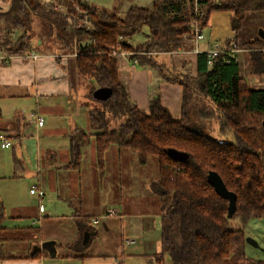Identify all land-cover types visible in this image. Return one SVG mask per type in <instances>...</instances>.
<instances>
[{
  "label": "trees",
  "instance_id": "16d2710c",
  "mask_svg": "<svg viewBox=\"0 0 264 264\" xmlns=\"http://www.w3.org/2000/svg\"><path fill=\"white\" fill-rule=\"evenodd\" d=\"M70 1L75 8L69 16L44 8L39 0H11L9 10L0 14V51L8 57L77 54L76 74L90 84L87 96L100 108L88 112L91 133L76 130L70 135L68 166L79 169L91 140L100 171L111 147L135 154L141 166L157 161L158 183L153 188L160 199L158 263L167 258L170 264H264L246 256L245 231L227 226L229 201L215 193L207 178L216 173L236 196L233 217L242 227L264 218V89L250 88L227 55L208 64L206 53L197 54L195 75L189 70L177 73L158 60L160 55L189 50L192 24L203 32L214 12L231 15L235 39L245 14L264 11V0H198L199 16L195 0H151V9L132 6L122 15L84 0ZM69 17L75 28L67 22ZM79 21L85 24L79 26ZM144 29V42L132 45L131 37ZM119 42L138 67L157 69L162 81L182 87L180 118L161 105L158 86L150 92L148 114L130 100L119 79V58L110 55ZM247 47L253 50L251 73L264 74L263 45ZM101 88L111 90L106 101L93 98ZM170 149L188 159L174 161L167 154ZM3 220L0 207V229Z\"/></svg>",
  "mask_w": 264,
  "mask_h": 264
},
{
  "label": "crops",
  "instance_id": "0c3cea01",
  "mask_svg": "<svg viewBox=\"0 0 264 264\" xmlns=\"http://www.w3.org/2000/svg\"><path fill=\"white\" fill-rule=\"evenodd\" d=\"M10 1L0 0V14L9 10ZM43 1H48L47 9L62 15L69 16L74 10L70 0H39L40 4ZM118 1H124L121 7H125L126 0ZM132 6L137 5L126 10ZM114 9L118 13L126 11ZM230 16L226 12H214L209 16L202 32L204 40L197 46L199 51L208 52L215 45L249 48L248 45L259 43L263 45L262 52L264 11L247 12L235 39ZM251 52L236 54L234 61L250 88L264 89V74L251 73ZM126 53L125 58H119L118 75L130 100L148 114L150 92L158 86L161 105L173 118H180L182 87L162 81L157 69L134 65L132 54ZM34 55V58L25 59L8 57L0 51V133L6 134L11 142V148H0V207L4 217L0 229V264H160L157 262L162 250L159 197V210L153 211L132 212L121 202L122 187L137 185L135 171L137 165L141 166L137 156L111 147L105 154L104 170L100 171L91 140L82 151L79 169L72 170L68 166L69 137L76 130L91 133L88 112L93 108L80 105L82 111L77 112L83 115L84 123L73 122L70 106L79 102V96L71 90L70 67L76 74L74 65L66 56ZM158 60L159 64L172 66L177 73L189 70L192 75L196 74L197 55L192 50L160 55ZM74 78L87 83L77 74ZM36 117L43 119L42 126L36 125ZM57 117L70 119L64 129L59 130V135L67 141L59 144L57 140L50 142L34 136L33 154L27 155L24 143L28 134L32 136L31 132L39 131L43 135H54L52 121ZM132 170L133 183L130 180ZM105 171L110 175L118 174L119 201L107 208L103 204L94 207L90 199L101 195L100 183ZM123 175L127 179L126 186L122 182ZM113 178L110 176L108 182ZM157 183L158 178L152 187ZM33 185L44 191L42 199L29 195ZM109 195L113 197L115 193ZM40 204L44 207L43 214L39 212ZM110 209L116 211L115 217L107 216ZM85 233L89 239L83 244ZM126 240H130L129 246L124 245ZM161 264L170 262L163 258Z\"/></svg>",
  "mask_w": 264,
  "mask_h": 264
},
{
  "label": "rangeland",
  "instance_id": "374dc122",
  "mask_svg": "<svg viewBox=\"0 0 264 264\" xmlns=\"http://www.w3.org/2000/svg\"><path fill=\"white\" fill-rule=\"evenodd\" d=\"M87 5L89 6H95L97 8H103L105 10L108 11H112L114 8H117L119 10V8H121V10H126V8H128L131 5H137L139 7H143L146 9H151V0H126L125 2V7H121V4L124 3V1L119 2L118 0H84ZM75 8V7H74ZM123 11H121L119 14L122 15ZM74 19V18H72ZM73 21V20H72ZM85 24L83 22H78L77 25H82ZM34 26H36L34 24ZM72 26V25H71ZM78 26V27H79ZM76 27V26H75ZM34 30V28H33ZM148 34V31L146 29H144L142 31V33L134 35L133 37H131L130 42L132 45H137L140 43H143L144 40L146 39V36ZM192 43V42H191ZM228 43V42H227ZM190 51L192 50L193 52H195L196 50V46L191 45L190 44ZM226 47L228 48V45H226ZM237 50H239L238 52L241 53L242 51H245L244 47H237L236 45L234 46ZM214 48H211L209 51L213 50ZM187 50V49H186ZM186 50H181L179 52L182 51H186ZM198 53H206L207 57H208V52H200L199 49L197 48ZM75 52V51H74ZM234 57V56H233ZM31 58V57H30ZM76 58V56L74 55V53L69 55V62H71V64L74 65V59ZM212 61V60H211ZM209 59H208V64L209 63ZM71 72L70 73V82H72L71 85V90L74 93V95L76 96V94L79 96L78 100L79 102H73L72 105L70 106V110L73 111L72 115H74L73 117V122H75L76 124L82 125L84 123V119H83V115L77 111H82L80 108V105L84 106L85 108H93V110L99 109L100 106L90 100L88 98V92L90 89V86H88L87 83L85 82H80L77 78H74V75L76 77V74H74V70L72 68V66L70 67ZM189 78H191V76L189 75ZM90 85V84H89ZM87 92V94H86ZM86 94V96H83L81 94ZM81 102V104H80ZM92 110V111H93ZM67 121H70V119L68 118H63V117H57L56 119H54L52 121L53 124H55L54 126V131L53 134L54 135H43L42 132H36L33 131L32 136L27 137V141L24 143L25 147L24 150L26 152L27 155H32L33 154V149L35 147L36 141H34V136L41 137L42 140H47L50 142H54L55 140H57V142L59 144H62L64 142L67 141V139L64 140V138L61 137V135H59V130H63L64 126L67 124ZM133 156V154H131ZM136 177H137V185H130L127 187H122L123 189L121 190L123 195H121V202L123 203V206L125 208H128L129 210H131L132 212H145V211H153L155 210V208H157L158 206V193H157V189L152 187L153 182L156 181V179L158 178V166H157V161L155 159H151L150 162L146 165V166H138L136 168ZM105 178L104 180L100 183V189H101V195H99V197L97 196V198H94V200L90 199V203H92V206L96 207V206H100V205H104L105 208L112 206L113 204L116 205L118 204L117 202L119 201V190L117 187V178H118V174H108V171L106 172ZM114 177L112 179V181L109 183L108 182V178L109 177ZM133 176H134V170H132L131 172V176H130V180L131 183H133ZM122 182L125 184L127 183V179L124 177V175L122 176ZM148 182H152V183H148ZM148 183V184H147ZM113 192L115 193V195L112 197L109 194ZM159 210V208H157ZM235 213V212H234ZM234 214H232L230 217H228V220L226 222L227 226L229 228H233V229H241L243 228V230L245 231V235L247 236L246 239L251 238L252 242H249L248 240H246V256L252 259H256V260H263L264 261V218L262 219H251L248 221L247 226L244 228L242 227V223H240L239 219H235V217H233Z\"/></svg>",
  "mask_w": 264,
  "mask_h": 264
},
{
  "label": "built area",
  "instance_id": "2783aa9c",
  "mask_svg": "<svg viewBox=\"0 0 264 264\" xmlns=\"http://www.w3.org/2000/svg\"><path fill=\"white\" fill-rule=\"evenodd\" d=\"M198 0L194 1V13L196 16L198 15V11H199V5L197 4ZM41 5L45 8H48V1H43L41 2ZM67 22L72 25L75 28V25L72 21V19L69 17L67 19ZM194 26V39L193 42L196 46V50L195 52L198 53L197 50V46L200 42H202L204 40V36L202 35V32L199 31L198 26L196 23L192 24ZM121 40V38L119 39V41ZM120 42L117 45V48L110 54L112 58H125L128 54L126 53V51H124L121 46H120ZM239 50H237L234 46L230 47V48H226V47H221L220 45H215L214 49L208 52V59L211 62V60L215 59L216 57H218L219 55H227L228 58L232 59L233 56H235L236 54H238ZM246 52H251L253 50L251 49H245ZM264 52V50L262 51ZM74 55L76 56V52H74ZM35 55L33 54L31 56V58H34ZM227 58V59H228ZM209 62V63H210ZM226 63H228V60H226ZM134 65H136V62L134 61ZM35 122L37 126H42L43 125V119L41 117H36L35 118ZM0 148L2 149H9L11 148V142L8 140L6 134L0 133ZM29 195L34 196L38 199H42L45 196L44 191L37 185H33L29 188ZM39 212L41 214H43L44 212V207L42 204L39 205ZM107 216L108 217H115L116 216V211L113 209H110L107 212ZM93 223L97 224L98 221H93ZM125 246H129L130 245V240H126L124 242Z\"/></svg>",
  "mask_w": 264,
  "mask_h": 264
},
{
  "label": "water",
  "instance_id": "95a60500",
  "mask_svg": "<svg viewBox=\"0 0 264 264\" xmlns=\"http://www.w3.org/2000/svg\"><path fill=\"white\" fill-rule=\"evenodd\" d=\"M111 96V90L106 88L97 89L93 93V98L97 101H106ZM168 156L176 162L183 163L188 159V155L185 153H180L175 150H168ZM208 183L214 188L215 193L229 201L228 205V215L229 217L234 214L236 209V196L226 189L221 178L214 172L208 174ZM89 239L88 233H85L83 244H86ZM249 241V239H247Z\"/></svg>",
  "mask_w": 264,
  "mask_h": 264
}]
</instances>
